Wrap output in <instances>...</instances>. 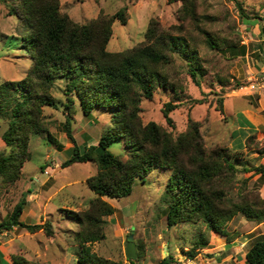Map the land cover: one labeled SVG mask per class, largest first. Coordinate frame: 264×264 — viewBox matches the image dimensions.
<instances>
[{
	"label": "rangeland",
	"instance_id": "obj_1",
	"mask_svg": "<svg viewBox=\"0 0 264 264\" xmlns=\"http://www.w3.org/2000/svg\"><path fill=\"white\" fill-rule=\"evenodd\" d=\"M6 1L0 0V81L22 78L31 64L21 39L15 36L18 33L17 17L8 12ZM180 4L181 0H60V10L75 21L85 22L126 6V22L113 21L112 34L106 45L107 49L115 51L143 41V33L151 18L158 20L159 25L166 29L180 23L177 13ZM196 9L203 29L221 43L231 40L244 44L245 52L231 56L228 48L210 47L197 28L184 23V33H189L188 38L197 47L196 61L202 65L203 74L196 75V83L185 59L174 54V61L167 67V72L177 79L180 90L175 94L156 88L150 98L142 96L140 118L144 123L154 120L174 134L185 129L189 116L199 121L207 148L226 146L239 155L233 159L238 171L231 191L234 193L241 186L258 191L264 197V180L255 170L257 165L264 164V90L259 93L249 88V84L259 80L264 72V0H196ZM235 48L238 51L239 46ZM55 82L51 91L59 99V104L57 107H43L46 126L54 141L47 139L46 132L31 133L27 146L29 157L23 161L19 176L5 184L0 175V220L25 197L20 219L26 222L49 219L53 233L48 234L42 228L31 232L21 226L3 229L0 232V264H12L14 255L23 257L27 264H78L79 247L71 233L80 226L65 216L64 209L87 208L88 199L95 194L85 180L95 173L96 165L90 160L62 165L72 142L64 127L65 118L69 115L64 105L67 101L63 89L65 80ZM72 96L75 106V112L70 114L73 136L80 147L83 143H96L109 125V112L93 108L90 115H84L78 98ZM218 97H222L223 106L224 101H232L223 108V112L217 109ZM167 100L176 103L169 111L171 123L162 112ZM247 120L249 124L245 123ZM6 124V119L0 117V133ZM1 142L0 151H8L9 145ZM108 148L127 156L128 148L123 142L115 141ZM171 172L167 168L155 167L143 179L134 180L128 195L106 197L116 210L104 216L105 237L93 241L92 250L102 256L125 261L126 236L131 232L140 251L135 261L139 263L146 257L153 262L157 259V263L167 255L168 247L173 260L176 256L188 255L187 249L194 246L199 235L211 233L202 220L167 225L165 183ZM256 223L259 222L237 213L224 226L227 234H219L227 235V239L233 238ZM257 230L264 234V223ZM199 248L194 255L197 264L199 260L206 264L204 257L197 255ZM204 253L209 257V253Z\"/></svg>",
	"mask_w": 264,
	"mask_h": 264
},
{
	"label": "trees",
	"instance_id": "obj_2",
	"mask_svg": "<svg viewBox=\"0 0 264 264\" xmlns=\"http://www.w3.org/2000/svg\"><path fill=\"white\" fill-rule=\"evenodd\" d=\"M6 5L8 12L17 17L15 36L21 39L31 64L22 78L0 81V117L7 121L0 136L10 147L8 151H0V175L5 184L19 176L23 161L29 157L27 146L31 133L46 132L47 139L54 141L46 126L43 107L58 106L59 99L51 89L55 80L64 79L63 89L67 94L64 105L69 113L64 127L72 145L62 165L87 160L96 165L95 173L85 180L95 194L88 199L87 208L64 209L65 216L80 226L71 233L79 247L78 264H133L134 258L123 261L102 256L92 250L91 243L105 237L104 216L116 210L106 197L128 195L134 180L143 179L155 167L172 171L165 183L169 226L202 220L209 230L227 234L224 226L237 213L256 222L264 220V197L258 191L241 186L234 193L231 191L238 171L233 159L239 155L226 146L207 148L199 121L189 116L185 129L174 134L154 120L144 123L139 115L142 96L150 98L156 88L175 94L180 90L177 79L167 72L174 54L185 59L196 83V75L203 74L202 65L196 61L197 47L188 38L189 33H184V23L197 28L210 47L228 48L231 56L245 52L244 44L231 40L221 43L201 27L196 0H181L177 9L180 23L166 29L151 18L143 41L115 51L107 49L106 45L113 21L126 22V6L111 14H99L89 21L78 22L60 10V0H8ZM235 46H239L238 51ZM72 95L78 98L84 115H90L93 108L109 112V125L96 143H83L80 147L73 136L70 114L75 112V106ZM175 104L167 100L162 107L170 123L169 111ZM223 108L222 97H218L217 109L223 112ZM115 141L123 142L128 148L127 156L109 150ZM255 170L260 172L259 178L263 181L264 164L260 163ZM24 203L25 197H22L0 220V232L21 226L31 232L42 228L52 234L49 219L42 222L20 219ZM209 233L195 239L194 246L186 251L188 255L194 256L198 247L206 246ZM138 248L136 245L135 258L140 255ZM172 258L169 253L156 264L168 263ZM245 262L264 264V236L248 247ZM12 264L27 263L23 257L14 255Z\"/></svg>",
	"mask_w": 264,
	"mask_h": 264
},
{
	"label": "crops",
	"instance_id": "obj_3",
	"mask_svg": "<svg viewBox=\"0 0 264 264\" xmlns=\"http://www.w3.org/2000/svg\"><path fill=\"white\" fill-rule=\"evenodd\" d=\"M262 97L264 98V96ZM226 101H224V107L228 104H231L232 102L231 101L230 103H226ZM249 122L250 121L247 120V122L245 123L249 124ZM232 132H234V130ZM0 140L3 141L1 136H0ZM1 141L0 143H2ZM116 220L117 219H115L114 223L116 222ZM263 223L264 221L256 223L250 228H247L245 232H240L239 234L235 235L233 238L230 237L229 239H227V235L219 234V232L217 233V231L214 232V230L213 231L211 230V233H209L208 243L206 244V246L199 248V252L197 255H202L205 259L206 264H246L245 252L247 251L248 247L257 238L264 236L262 232L257 230L258 227ZM177 248L178 247L176 246V249ZM167 250L169 254L170 253L169 247L167 248ZM204 252L209 253V257H205L203 255ZM178 253L180 254V252ZM143 258L146 259V257ZM126 260L127 258L125 257V261ZM135 260L136 259L134 258L133 264L137 263ZM143 260L139 261V263L137 264H155L157 259L154 260V262L151 261L150 259H146L144 262ZM200 263L204 264V261L199 260V264Z\"/></svg>",
	"mask_w": 264,
	"mask_h": 264
},
{
	"label": "built area",
	"instance_id": "obj_4",
	"mask_svg": "<svg viewBox=\"0 0 264 264\" xmlns=\"http://www.w3.org/2000/svg\"><path fill=\"white\" fill-rule=\"evenodd\" d=\"M249 88L256 89L259 93L264 90V72L262 71V76L259 80H253L249 84ZM262 89V90H261ZM165 264H197V260L194 256L182 254L181 256H176L173 260Z\"/></svg>",
	"mask_w": 264,
	"mask_h": 264
},
{
	"label": "water",
	"instance_id": "obj_5",
	"mask_svg": "<svg viewBox=\"0 0 264 264\" xmlns=\"http://www.w3.org/2000/svg\"><path fill=\"white\" fill-rule=\"evenodd\" d=\"M125 256L127 258H135L137 256L136 245L133 241V233H128L126 236L125 246H124ZM168 254V250L166 249Z\"/></svg>",
	"mask_w": 264,
	"mask_h": 264
}]
</instances>
